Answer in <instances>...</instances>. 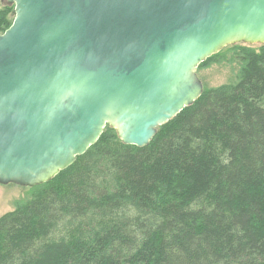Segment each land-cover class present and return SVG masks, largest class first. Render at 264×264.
Returning <instances> with one entry per match:
<instances>
[{
  "label": "trees",
  "instance_id": "16d2710c",
  "mask_svg": "<svg viewBox=\"0 0 264 264\" xmlns=\"http://www.w3.org/2000/svg\"><path fill=\"white\" fill-rule=\"evenodd\" d=\"M231 48L237 80L204 89L148 146L107 125L2 215L0 264H264V44Z\"/></svg>",
  "mask_w": 264,
  "mask_h": 264
},
{
  "label": "water",
  "instance_id": "95a60500",
  "mask_svg": "<svg viewBox=\"0 0 264 264\" xmlns=\"http://www.w3.org/2000/svg\"><path fill=\"white\" fill-rule=\"evenodd\" d=\"M0 34V184L36 187L107 125L144 148L204 92L199 66L264 44V0H7Z\"/></svg>",
  "mask_w": 264,
  "mask_h": 264
},
{
  "label": "rangeland",
  "instance_id": "374dc122",
  "mask_svg": "<svg viewBox=\"0 0 264 264\" xmlns=\"http://www.w3.org/2000/svg\"><path fill=\"white\" fill-rule=\"evenodd\" d=\"M6 6L12 10L14 9V5L9 4L7 0H0V11L6 8ZM10 18H13L12 11ZM245 45L257 49L260 46V44ZM231 46L233 45L226 46L220 55L198 69V76L202 80L205 89L234 83L237 80L239 55ZM32 194L33 188L31 187L16 184H0V217L7 212L13 211L18 204L28 201L32 197Z\"/></svg>",
  "mask_w": 264,
  "mask_h": 264
}]
</instances>
